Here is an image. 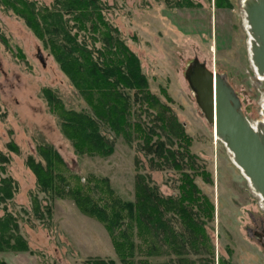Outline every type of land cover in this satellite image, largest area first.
<instances>
[{"label": "rangeland", "instance_id": "rangeland-1", "mask_svg": "<svg viewBox=\"0 0 264 264\" xmlns=\"http://www.w3.org/2000/svg\"><path fill=\"white\" fill-rule=\"evenodd\" d=\"M228 1V6H222L225 0H191L187 6L186 0H105V18L138 56L149 90L183 126L185 142L172 137L170 145L188 152L182 169L170 162L163 164L143 147L147 127L157 133L151 142L165 140V133L137 104L119 130L100 123V132L113 142L110 154L76 153L41 90L51 89L66 108L88 111L87 104L41 40L22 19L0 6V34L6 38L4 42L0 36V152L7 157L0 162V178L10 176L16 183L12 198L0 204V217L6 212L14 217L28 246L26 251L0 250V264H85L93 258L125 264L122 257L133 264H219L220 259L264 264L261 198L233 163L223 140L213 136L186 76L194 59L203 62L230 84L249 122L264 119V81L256 79L250 65L243 6L241 0ZM10 142L16 149H9ZM41 142L50 143L62 157L64 164L57 171L69 186L85 189L91 177L106 178L121 200H135L137 173L149 175V184L161 195L176 198L185 171L201 196L204 211L194 210L202 242L173 247L171 237L185 228L171 211L162 217L168 226L164 234L170 240L159 243L153 242L155 230L138 219L137 210L135 216L120 210L118 222L109 228L107 222L83 213L70 197H51L40 191L25 160L28 155L41 160L36 151ZM88 193L101 198L98 203L111 213L104 196L95 189ZM34 207L44 217L38 218ZM157 220L154 216L151 222Z\"/></svg>", "mask_w": 264, "mask_h": 264}, {"label": "trees", "instance_id": "trees-1", "mask_svg": "<svg viewBox=\"0 0 264 264\" xmlns=\"http://www.w3.org/2000/svg\"><path fill=\"white\" fill-rule=\"evenodd\" d=\"M225 1L222 6L229 5V1ZM185 3L187 6L192 4L191 0H186ZM0 6L22 19L41 40L59 69L87 104L88 111L66 108L51 89L45 87L41 90L49 110L59 118L61 130L71 141L76 153L110 154L113 142L100 132V123L112 130H119L128 123L132 105L137 104L152 116V120L165 133V140L158 138L151 142V137L157 133L152 127H147L143 147L153 156L162 159L163 164L170 162L177 169H182L184 156L188 157V152L184 148L179 152L170 145L172 137L185 142L187 135L183 126L176 120L170 107L149 90V82L138 56L121 38L118 28L105 18L104 10L108 8L105 0H51L49 4H39L35 0H0ZM0 36L6 42L5 36ZM18 56H23L22 51L18 50ZM9 149H16L15 144L10 142ZM36 151L41 160L28 155L25 163L34 173L38 189L49 196L70 197L83 213L107 222L109 228L118 222L120 210L126 209L129 216H135L137 210L138 219L149 229L155 230L152 233L153 242L159 243L170 238L164 234L168 226L162 221V217L171 211L182 219L185 230L173 235V239H169L170 244L176 247L177 244L182 246L195 240L202 242L203 234H199L197 222L199 215L194 210L195 207L204 211L200 208L201 196L185 171H182L180 194L176 198L161 195L156 187L149 184V175L137 173L134 183L135 200H121L106 178L91 177L89 184L83 186L85 189L69 186L65 176L57 171L64 161L50 143H39ZM5 161L7 157L0 152V162ZM91 189L106 198V205L111 210L109 215L106 208L98 203L101 198L95 199L88 193ZM15 191L16 183L10 176L0 178V204L11 199ZM44 208L48 214L49 207ZM34 214L38 218L44 217V213L39 212L38 208H35ZM154 216L158 220L151 222ZM114 245L119 252L118 243L115 242ZM4 248L22 251L28 249L25 239L18 231L17 221L9 212L0 217V250ZM128 256L132 258V254ZM121 260L125 264H133L125 257ZM85 264L115 262L112 259L93 258L86 260ZM219 264L232 263L220 259Z\"/></svg>", "mask_w": 264, "mask_h": 264}, {"label": "water", "instance_id": "water-1", "mask_svg": "<svg viewBox=\"0 0 264 264\" xmlns=\"http://www.w3.org/2000/svg\"><path fill=\"white\" fill-rule=\"evenodd\" d=\"M245 11L257 39L253 61L264 73V0L250 2ZM186 76L204 117L214 125L217 135L231 150L253 187L264 196V131L253 128L242 113L233 88L215 70L207 69L203 62L194 59Z\"/></svg>", "mask_w": 264, "mask_h": 264}, {"label": "bare ground", "instance_id": "bare-ground-1", "mask_svg": "<svg viewBox=\"0 0 264 264\" xmlns=\"http://www.w3.org/2000/svg\"><path fill=\"white\" fill-rule=\"evenodd\" d=\"M252 1H254V0H241V4L243 6L242 24H243V26H244V28L246 30L247 36H248L247 37V51H248V57H249V60H250V65H251L253 71L256 74V79H258L260 81H264V73L259 71V69L257 68L256 63L253 61L252 52H253L254 46L257 44V39H256L255 35L253 34V32L251 31L249 22L247 20L246 11H245L246 6ZM263 107H264V103H263ZM250 124L257 131H259V132H263L264 131V119L251 121ZM210 126H211V132H212L213 136L215 137V139H219V136L217 135V133L215 131L214 125L210 124ZM227 149L229 151V154L231 155V159H232L233 163L241 170L242 174L247 178L248 182L253 187V185L250 182L248 176L244 174V172L242 171V168L236 163L231 150H229V148H227ZM254 190H255L256 194L261 198V207L264 209V196L262 194H260L258 192V190H256L255 188H254Z\"/></svg>", "mask_w": 264, "mask_h": 264}]
</instances>
